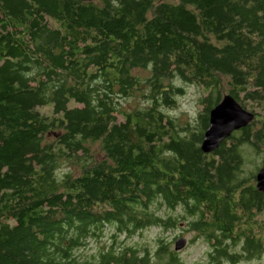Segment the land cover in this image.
Listing matches in <instances>:
<instances>
[{
	"label": "trees",
	"instance_id": "obj_1",
	"mask_svg": "<svg viewBox=\"0 0 264 264\" xmlns=\"http://www.w3.org/2000/svg\"><path fill=\"white\" fill-rule=\"evenodd\" d=\"M176 81L203 92L195 127L166 113ZM226 94L259 111L204 154ZM263 147L264 0H0V264H184L161 240L116 247L176 227L161 208L190 217L206 264L264 253L246 168ZM105 227L111 245L84 254Z\"/></svg>",
	"mask_w": 264,
	"mask_h": 264
},
{
	"label": "rangeland",
	"instance_id": "obj_2",
	"mask_svg": "<svg viewBox=\"0 0 264 264\" xmlns=\"http://www.w3.org/2000/svg\"><path fill=\"white\" fill-rule=\"evenodd\" d=\"M141 75L146 76L147 74L141 73ZM175 83L183 88V94L176 98V103L173 108L166 109V113L170 117L176 119L181 125L190 124L191 127H195V121L198 117V114L202 110L200 99L203 96V92L201 88L193 84H185L178 81ZM122 105L124 110H132L134 108L141 107L143 105V99L141 96H136L134 99L122 103ZM39 110L41 113H48L50 111V109L47 107L41 108ZM255 111L258 112V108H255L253 111L249 110L248 112L252 113ZM263 160L264 152L257 156L250 155L246 168L251 170L257 165L259 169L263 165ZM66 170V167L62 168V171ZM255 172H257V170ZM155 212L161 216L176 217L178 219V225L166 231H162L159 228H147L139 233H135L132 237H123L122 235L121 237L117 238L115 242L117 244H115L116 247L118 244L119 246L126 244L140 249L146 248L150 252L155 253L158 245L157 242L161 240L162 243L169 245V249L171 251L177 253L176 256L184 264H206V253L209 251V246L206 244L203 238H199L200 236L188 227V222L191 220L190 217L188 219L180 218L183 215L182 210L180 209L175 211H167L164 208H161ZM114 232L115 231L113 227H105L100 236L88 242V246L83 251V253L90 256L96 254L97 251L101 250L102 248L109 247L112 243L111 235ZM179 238H185L187 244L181 250L175 251L174 243ZM239 250L240 246H236L234 248V251L238 252ZM235 264H264V253H259L257 256L251 257L248 260H241Z\"/></svg>",
	"mask_w": 264,
	"mask_h": 264
},
{
	"label": "water",
	"instance_id": "obj_3",
	"mask_svg": "<svg viewBox=\"0 0 264 264\" xmlns=\"http://www.w3.org/2000/svg\"><path fill=\"white\" fill-rule=\"evenodd\" d=\"M254 118L255 115L243 109L233 97L228 94L224 95L209 112L208 127L200 145L201 151L204 154L214 152L233 132L247 127ZM255 187L258 192L264 195V160L255 175ZM186 244L185 238H179L174 243V250H181Z\"/></svg>",
	"mask_w": 264,
	"mask_h": 264
}]
</instances>
